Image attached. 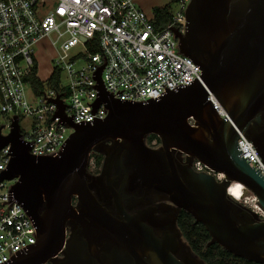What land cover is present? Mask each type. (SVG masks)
I'll use <instances>...</instances> for the list:
<instances>
[{
    "label": "water",
    "instance_id": "1",
    "mask_svg": "<svg viewBox=\"0 0 264 264\" xmlns=\"http://www.w3.org/2000/svg\"><path fill=\"white\" fill-rule=\"evenodd\" d=\"M185 21V33L177 35L179 49L200 66L205 87L194 78L171 90L165 87L155 98L134 101L114 98L103 87L102 69L93 71L92 113L104 104L108 110L104 119L72 122V114L63 117L62 102L48 98L56 104L51 120L58 116V124L73 127L61 142V151L32 154V142L22 141L17 117L12 118L8 135L0 136V148L10 145L0 181L16 179L7 185L8 201L26 210L34 238L33 245L0 264H43L60 250L64 224L70 217L89 215L103 229L116 227L102 215L88 183L90 154L105 140H111L113 147L103 173L113 157L123 153L134 185L166 193L203 224L210 243L234 256L264 263V254L258 251L264 241V220L249 224L234 220L231 200H236L228 194L231 184L239 183L264 210V178L237 143L238 132L250 137L264 162V137L255 130L264 120V0H191ZM208 92L227 112V119L219 117ZM149 134L160 139V149L146 145ZM175 150L199 160L222 178L196 172L191 165L175 167ZM72 196L77 198V211ZM103 229L96 233L104 235ZM185 264L199 263L189 260Z\"/></svg>",
    "mask_w": 264,
    "mask_h": 264
},
{
    "label": "built area",
    "instance_id": "2",
    "mask_svg": "<svg viewBox=\"0 0 264 264\" xmlns=\"http://www.w3.org/2000/svg\"><path fill=\"white\" fill-rule=\"evenodd\" d=\"M190 1L167 0L145 11L138 0H0V136L8 135L17 117L20 137L32 142V154L61 151L73 127L58 124V116L51 120L56 104L48 98L62 102L63 117L72 114V122L104 119V104L92 113L96 87L90 85H95L93 71L100 69L103 87L114 98L144 101L194 78L205 87L200 66L179 49L177 35L186 31ZM171 4L179 6L175 14ZM162 8L170 16L160 23L156 10ZM42 41L53 48L46 79L39 75ZM208 100L219 117L228 118L210 92ZM238 135L241 153L264 178L258 151L244 133ZM9 151V144L0 148V174ZM193 169L214 174L197 159ZM15 181H0V263L33 245L34 228L26 210L8 201L7 185ZM252 209L264 218L256 199Z\"/></svg>",
    "mask_w": 264,
    "mask_h": 264
},
{
    "label": "flooded vegetation",
    "instance_id": "3",
    "mask_svg": "<svg viewBox=\"0 0 264 264\" xmlns=\"http://www.w3.org/2000/svg\"><path fill=\"white\" fill-rule=\"evenodd\" d=\"M255 130L257 135L264 137L263 119ZM252 132L251 127L248 135L251 136ZM147 136V146L161 148L157 139L148 144ZM112 147L113 142L105 140L94 148L92 152L101 156V164L98 168L89 169L91 179L88 183L91 185L90 194L102 215L116 227L103 229L98 224L100 222L91 220L89 215L79 219L68 218L60 250L43 264H185L189 260L207 264L191 250L179 228L180 217L185 214L191 216L192 224L196 223L192 214L178 207L166 193L155 187L134 185L132 170L123 153L119 158L113 157L109 170L103 173L105 158ZM172 160L175 167L180 164L193 168L195 158L175 150ZM177 171L180 175L179 169ZM214 176L222 178L217 173ZM71 204L75 211L80 209L76 196H72ZM39 211L41 213L43 208ZM97 214L92 213L93 216ZM230 214L237 222L247 224L264 220L252 207L239 201L231 200ZM97 229H103L105 234H97ZM258 251L264 254V241L259 244Z\"/></svg>",
    "mask_w": 264,
    "mask_h": 264
},
{
    "label": "trees",
    "instance_id": "4",
    "mask_svg": "<svg viewBox=\"0 0 264 264\" xmlns=\"http://www.w3.org/2000/svg\"><path fill=\"white\" fill-rule=\"evenodd\" d=\"M157 20L160 23L169 19L170 13L167 8L157 9ZM39 84V81H34ZM154 139L160 141L155 134L147 136L146 141L150 144ZM92 160L94 168L101 164V156L96 152H91L90 161ZM179 228L183 233L185 240L188 242L191 250L207 264H257L244 258L234 256L217 243H210V236L201 223H193L189 214L180 217Z\"/></svg>",
    "mask_w": 264,
    "mask_h": 264
},
{
    "label": "rangeland",
    "instance_id": "5",
    "mask_svg": "<svg viewBox=\"0 0 264 264\" xmlns=\"http://www.w3.org/2000/svg\"><path fill=\"white\" fill-rule=\"evenodd\" d=\"M139 1V6L145 10L149 11L153 7H160L164 6L167 3V0H138ZM179 9V6L177 4H171L170 5V10L173 14L177 12ZM41 50L39 53L38 61H39V75L42 79H46L49 77L53 62L51 61V58L53 56V48L46 42L42 41L41 42ZM81 64L78 63L76 66H80ZM62 78L65 80V73L62 74ZM89 169H94L92 166V160L89 161L88 163V170ZM222 177V175H220ZM253 197V195L248 191L244 190V198H242L239 202H242L243 204L252 207V202L250 199Z\"/></svg>",
    "mask_w": 264,
    "mask_h": 264
},
{
    "label": "bare ground",
    "instance_id": "6",
    "mask_svg": "<svg viewBox=\"0 0 264 264\" xmlns=\"http://www.w3.org/2000/svg\"><path fill=\"white\" fill-rule=\"evenodd\" d=\"M244 190L245 188L241 184L233 183L228 189V194L235 200H241L244 198ZM250 200L253 202L255 199L252 197Z\"/></svg>",
    "mask_w": 264,
    "mask_h": 264
}]
</instances>
